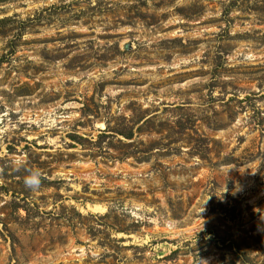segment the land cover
<instances>
[{
    "label": "rangeland",
    "instance_id": "rangeland-1",
    "mask_svg": "<svg viewBox=\"0 0 264 264\" xmlns=\"http://www.w3.org/2000/svg\"><path fill=\"white\" fill-rule=\"evenodd\" d=\"M0 264H264V0H0Z\"/></svg>",
    "mask_w": 264,
    "mask_h": 264
},
{
    "label": "clouds",
    "instance_id": "clouds-1",
    "mask_svg": "<svg viewBox=\"0 0 264 264\" xmlns=\"http://www.w3.org/2000/svg\"><path fill=\"white\" fill-rule=\"evenodd\" d=\"M41 179V173L38 170L29 169L23 179L25 188L33 192L38 191L41 187Z\"/></svg>",
    "mask_w": 264,
    "mask_h": 264
}]
</instances>
